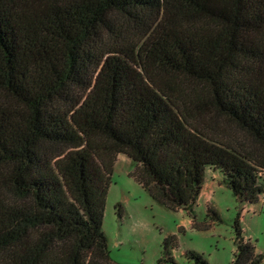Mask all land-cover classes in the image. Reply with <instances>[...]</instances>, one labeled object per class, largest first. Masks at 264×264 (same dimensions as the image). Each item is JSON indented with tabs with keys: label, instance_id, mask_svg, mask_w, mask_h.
<instances>
[{
	"label": "trees",
	"instance_id": "trees-1",
	"mask_svg": "<svg viewBox=\"0 0 264 264\" xmlns=\"http://www.w3.org/2000/svg\"><path fill=\"white\" fill-rule=\"evenodd\" d=\"M120 155L195 230L211 227L195 214L208 174L260 202L264 0H0V264H116L103 221ZM234 228L231 264H262L241 213Z\"/></svg>",
	"mask_w": 264,
	"mask_h": 264
},
{
	"label": "rangeland",
	"instance_id": "rangeland-1",
	"mask_svg": "<svg viewBox=\"0 0 264 264\" xmlns=\"http://www.w3.org/2000/svg\"><path fill=\"white\" fill-rule=\"evenodd\" d=\"M232 130L236 132L234 128ZM133 170L134 166L128 157L121 155L111 177L103 232L108 239V249L114 263L157 264L163 254L165 240L175 236L178 247L174 257L179 264H190L185 256L189 251L202 255L209 264H231L236 250L234 225L240 213L244 235L264 257V204L259 202L244 207L220 183L219 174H213L217 186L210 202L207 203L201 197L197 203V222L211 225L208 231L201 232L189 226L186 212L168 211L155 203L130 178ZM207 194L209 197V192ZM118 205L122 206V214ZM209 209L217 213L220 222L212 221L213 218L208 216Z\"/></svg>",
	"mask_w": 264,
	"mask_h": 264
},
{
	"label": "crops",
	"instance_id": "crops-1",
	"mask_svg": "<svg viewBox=\"0 0 264 264\" xmlns=\"http://www.w3.org/2000/svg\"><path fill=\"white\" fill-rule=\"evenodd\" d=\"M120 156L118 157V160L120 159ZM122 156H125V155H122ZM130 162H131V160H130ZM216 186H217V182L215 180V177L213 176V174H208L207 181L205 182V185H204V188H203V191L201 193L200 198L201 197L205 198L206 202L209 203L211 198H212L211 195H213L214 190L216 189ZM207 192H209V197H208ZM200 198H199V200H200ZM189 226L192 227V220L190 218H189Z\"/></svg>",
	"mask_w": 264,
	"mask_h": 264
},
{
	"label": "built area",
	"instance_id": "built-area-1",
	"mask_svg": "<svg viewBox=\"0 0 264 264\" xmlns=\"http://www.w3.org/2000/svg\"><path fill=\"white\" fill-rule=\"evenodd\" d=\"M260 202H261V204H264V194H263V196L261 197Z\"/></svg>",
	"mask_w": 264,
	"mask_h": 264
}]
</instances>
